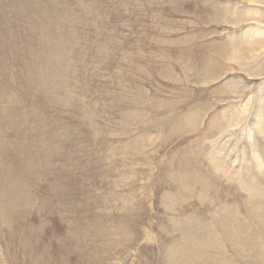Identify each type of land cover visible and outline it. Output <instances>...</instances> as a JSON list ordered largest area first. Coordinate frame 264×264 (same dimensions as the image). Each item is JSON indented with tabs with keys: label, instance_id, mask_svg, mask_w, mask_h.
<instances>
[{
	"label": "rangeland",
	"instance_id": "1",
	"mask_svg": "<svg viewBox=\"0 0 264 264\" xmlns=\"http://www.w3.org/2000/svg\"><path fill=\"white\" fill-rule=\"evenodd\" d=\"M261 31L264 0H0V79L14 80L0 108L20 119L4 138L0 130L9 145L3 163L8 172L14 167L27 203L9 223L0 207V264H165V253L174 261L182 246L179 229L206 227L221 205L244 213L246 199L264 195L253 190L251 160L262 178L264 168L247 127L264 111ZM54 34L63 45L69 40L64 110L36 94L30 103L16 78L23 61L37 56L36 44ZM39 117L50 131L33 120ZM242 145L254 158L246 156V166ZM30 151L38 164L19 165L32 172L24 182L18 159ZM194 170L210 191L206 199L205 191L188 199L177 192L175 180ZM252 234L264 243V231H243L249 240ZM243 253L237 264H254L255 250ZM224 254L234 255L228 244Z\"/></svg>",
	"mask_w": 264,
	"mask_h": 264
},
{
	"label": "bare ground",
	"instance_id": "2",
	"mask_svg": "<svg viewBox=\"0 0 264 264\" xmlns=\"http://www.w3.org/2000/svg\"><path fill=\"white\" fill-rule=\"evenodd\" d=\"M37 1L39 2V0H36V2ZM20 7H22V6L20 5ZM24 10H26V12L28 13V10H30V9H24ZM39 10H41V9H39ZM224 10H225V8H224ZM19 11H21V9ZM22 12L24 13L25 11H22ZM37 13L40 16V14H42V11L41 12L38 11ZM17 14H19V13H17ZM54 14H55V12H54ZM38 15L36 16L37 19H38ZM41 16L43 17V15H41ZM41 16L39 17L40 19H41ZM36 20H34V22L35 23H39V22H36ZM49 22L53 23V25L57 24L55 21L53 22L52 19L49 20ZM58 23L60 24V22H58ZM59 24H57V25H59ZM42 27H44L45 30H43ZM42 27L40 29L41 34H43V35L48 34L46 32V30L48 28L47 29L45 28L47 26H45L44 23L42 24ZM258 28L260 30V27H258ZM53 29H54V27H53ZM76 29H78V28L76 27ZM53 31H56V30H53ZM49 32H50V29H49ZM261 32L264 33V31H261ZM31 33L33 34V32H31ZM107 35H106V37H107ZM49 39H51V40L48 41ZM60 39L61 38H59L58 35L57 36L55 35L54 37H49L48 39H43L42 43H40L39 39H37L38 42H39L38 44H36V46H37V53H36L37 56L33 57V55L29 52L30 50L27 48V50L30 53V55H32V57L28 56V57H30L29 59L32 60V61H30L32 63L26 62L24 60L23 61V68L21 70L22 74L21 75L19 74L18 77L16 76V78H17V83L18 84L22 83V85H24V87H25V89L27 91V92L26 91L25 92L27 94V97H28L30 103H32V102L34 103L33 98H34V96L36 94V95H40L42 97L41 100H43V99L45 100V98H46L45 101H47L48 103L52 104L53 106L56 105L57 103H60L61 106H62V109L64 110V109H66L67 106H69L67 104V102L70 100V98L64 93V88H65L64 80L65 79L64 80L62 79V74L65 72V70L66 71L69 70L68 69V66H69L68 49H66L67 45L69 44V40L67 39V41H64V45H63V42ZM54 43H57V44L55 45ZM2 44L3 43H0V46ZM53 44H54V46H53ZM32 45H34V44H32ZM71 45H70V47H71ZM30 47H31V45H30ZM1 48H3V47H1ZM106 50H107V48H106ZM33 51H34V49H33ZM36 54H34V55H36ZM69 58H71V57H69ZM16 61H17V64L20 65L19 58ZM34 62L39 65L35 69L33 68ZM12 64H13V62H12ZM71 66H69V67H71ZM5 68L6 67L4 65V62H2L0 64V71L1 70H5ZM16 68H18V67H16ZM141 74H142V71H141ZM9 81H10V84L7 82V80L0 79V100H4V99H6V98H8L10 96V92L8 91L7 85H9V87L11 88L10 85H11L12 82H14V80L9 77ZM2 94H3V96H2ZM19 97H18V95H16L13 98L18 100ZM19 100H21V99H19ZM46 107H47V105H46ZM30 108H32V106ZM49 109H50V105H49ZM79 109H81V108H79ZM46 110H47V108H46ZM12 114H13L12 109L10 110V109H1L0 108V130L3 129L2 130L3 138H4V133H6V129L9 128L10 123H14V122L17 123L16 121L20 120V119H18V116H16V115H13V117H12ZM233 116H234V114H232V117ZM33 120L38 122L37 124L39 125V127H41V128L43 127L45 130L47 129V130L50 131L52 126L50 124H48V122H46V125L44 126L42 124L44 122L41 121L40 117H39L38 120H35V119H33ZM24 127H26V126H24ZM182 127H183V125H182ZM247 127H250L252 129L251 132L253 134V137H252L253 141H252V143H250L252 146L250 148L253 147V151L257 154L256 158H257L258 162L260 163V168H264V111L256 112L255 118L252 119L249 123H247ZM229 128L230 127H228V130H229ZM4 129H5V132H4ZM13 129L15 130V126L13 127ZM212 131H213V129L208 131L206 134H208L210 137H212V135L214 136V134H215V133H213L214 131L213 132ZM22 132H24L26 134L28 132V129H26V131H18L17 133H18L19 137L21 136ZM45 132L46 131H43V133H45ZM55 132H56V130H55ZM173 132H171V133H173ZM181 132H183V130ZM52 133H51V135H52V138H53L54 134H52ZM223 136L224 135H222V137ZM226 137H230V136H228V134H227L226 136L223 137L222 141H224L225 143L222 142L221 144L224 143L223 144L224 146L226 144V140H225ZM3 138H2V135H1V131H0V167H2V168H0L1 171H2V173H0V185H1L0 186V207L2 208V210H1V213L3 215L2 219H4L5 222L9 223L12 220V214L11 213H12L13 209L16 208V207H21V208L25 209V207L27 206L26 205L27 203H26V199H25L26 195L24 194L25 190L23 188L24 185L19 186V187H18V185H16L15 175L13 174L14 167H13L12 170H10V172H8V170L11 169L10 165L8 167L6 164L3 163L4 155L5 156L7 155L6 148L9 146L8 143L3 140ZM216 142H217V140H216ZM230 143H231V141H230ZM227 145H229V144H227ZM224 146H223V148H224ZM47 148H49V147H47ZM248 148H249V146H248ZM248 148L243 146V148H241V150L239 152V159L242 162L243 166L247 165L245 163V160L247 159L246 156H248V159L249 158L250 159H254L252 154H251L252 152H250ZM229 149L230 148H228V150ZM26 152H28L27 148H26ZM29 153H31V151ZM193 153H195V152H193ZM15 154H17V153H15ZM256 154H254V155H256ZM17 155L19 157L20 156V152ZM38 156L35 153H31V154L26 155L23 159H20V157H19L17 172L20 173V174H16L17 179H19L21 181H24V182L28 180V178L30 177V173H32V172H30V169L26 168L25 166H24V169L22 170V168H20L19 165L23 161H25L23 163L28 165L29 167L33 166V165L36 166L38 164V162H37V157ZM194 157H195V154H194ZM251 162L253 163V165L250 166V167L253 169V173H254L253 179L255 180V184L253 186V190L256 191V192L258 191V192H261L262 194H264V190L262 189L263 188V184H264V178H262L260 176L261 173L259 172V170H256V169H258V167L254 163V161L251 160ZM33 169H36V168L33 167ZM194 175H196L195 170L192 171V175L190 177L186 178L185 180H183V181L175 180V183H176L175 185L179 186V189H178L177 192L182 194V195H184L185 197L187 196V199H188L189 197H192V196L194 197V194L197 193V191L200 194H201V191H205V193L201 194V196L204 199H206L207 194L210 191H209V189L206 190V188L202 185V181L200 179L196 178ZM20 183H22V182H20ZM173 195L177 196L176 194H173ZM259 197L264 198V195H258L257 194V197L252 196L251 198L246 199L242 203L241 206H245V211L243 209L244 213L240 212V213L243 214V217L239 216L240 213L238 212L237 207L232 209V208H229L228 206H224V205L220 204L221 206L219 207V209L212 215L213 216V221L210 223L212 225L208 224V225H206V227H201V228L200 227L198 228L199 225H196L195 228H193L192 226H186V227H183V228L179 229L178 231H180V234H181V237H182V246H181V248L177 249L174 261L171 260L170 249L167 251V253H165V255H166L165 264H237V261L239 263L245 262V259L243 258V254H244L243 253V249L246 250V251H254L255 250V255H254V259H253L254 260V264H264V243L262 244V243L258 242V238H256L255 234H252L254 237L251 240L247 239L243 235V231H257V232L258 231H264V199H259ZM180 199H182V197H180ZM249 199H252V200H255V201H251ZM6 204H7V206H6L7 208L5 207ZM21 208H18L19 212L23 211ZM246 223H248V224H246ZM6 226H8V225H6ZM196 231H198V232H196ZM39 235H42V234L39 233ZM12 236H14V235H12ZM16 236H19V235H16ZM36 236H37V234H36ZM71 236L72 237L77 236V232L73 231L72 233H70V237L69 238H71ZM76 239H77V237L75 238V240ZM21 243H22V241H21ZM205 243H208L209 252H215V253H218L221 256V259L219 261H215L213 259V257L211 256L212 253H209L208 251H207L208 253L207 252H205V253L202 252L201 249L203 247H205ZM225 244H228L232 248V250L234 252V255H233L232 258H229V256L227 258L225 256V254H224V245ZM169 248H170V246H169ZM42 255L44 256V255H47V254H45L44 251L42 250ZM212 255H214V254H212ZM52 260L48 259L47 260L48 263L47 262L46 263L47 264H51L49 262H52ZM60 261H59V263H60ZM248 262H249V260H248ZM46 263L44 261L42 264H46Z\"/></svg>",
	"mask_w": 264,
	"mask_h": 264
}]
</instances>
